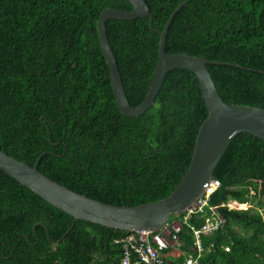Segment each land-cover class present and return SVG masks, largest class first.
<instances>
[{
	"label": "trees",
	"instance_id": "obj_1",
	"mask_svg": "<svg viewBox=\"0 0 264 264\" xmlns=\"http://www.w3.org/2000/svg\"><path fill=\"white\" fill-rule=\"evenodd\" d=\"M145 1L153 27L144 18L106 25L133 107L150 89L159 32L186 0ZM111 8L132 10L127 0H0V147L32 167L41 157L40 173L76 193L136 207L173 193L209 113L196 76L185 70L167 75L146 113H121L97 28ZM166 52L225 63L208 65L224 102L264 110V0H191L176 14ZM214 179L221 187L210 204L226 225L204 238L203 262L264 264V141L236 137ZM231 201L255 207L232 210ZM189 232L180 234L187 245ZM130 234L74 224L0 170V264H122L115 241Z\"/></svg>",
	"mask_w": 264,
	"mask_h": 264
},
{
	"label": "water",
	"instance_id": "obj_2",
	"mask_svg": "<svg viewBox=\"0 0 264 264\" xmlns=\"http://www.w3.org/2000/svg\"><path fill=\"white\" fill-rule=\"evenodd\" d=\"M131 11L106 9L98 21V35L101 50L110 68L111 82L117 105L127 117H139L146 113L155 102L166 76L175 70L193 73L199 82L202 96L208 110V117L201 125L191 164L173 193L158 202L136 207L113 206L80 195L46 177L38 170L41 157L35 166L21 162L6 154L0 147V170L23 187L44 198L59 210L77 220L123 231H156L167 224L172 216L190 209L208 188L214 172L231 142L241 134H250L264 141V110L224 102L219 94L208 65H223L205 57L186 54H169L166 43L169 29L176 14L187 5L176 8L160 31L159 60L151 86L145 100L133 107L126 95L115 55L108 39L107 22L111 19L133 21L153 17L145 0H127Z\"/></svg>",
	"mask_w": 264,
	"mask_h": 264
},
{
	"label": "built area",
	"instance_id": "obj_3",
	"mask_svg": "<svg viewBox=\"0 0 264 264\" xmlns=\"http://www.w3.org/2000/svg\"><path fill=\"white\" fill-rule=\"evenodd\" d=\"M221 182L213 180L206 192L207 198L202 199L184 216L183 222L188 225V222L193 215L202 214L208 206V197L215 194L220 188ZM230 206V205H229ZM211 216L212 223L202 228L192 227L194 235V246L189 248L190 252L197 254V257H190L180 264H203L201 258L203 256L204 247L202 243V236L207 233H213L224 227L226 220L218 213L217 207H212ZM182 230V224L175 221L171 226H165L160 233L154 234L152 232H137L126 237V248L129 257L132 254L131 249L135 252L138 258L135 264H168L167 253L162 254L160 250L163 249H183L186 247L185 243L180 242L179 232ZM131 258V257H130ZM122 264H125L122 262Z\"/></svg>",
	"mask_w": 264,
	"mask_h": 264
},
{
	"label": "clouds",
	"instance_id": "obj_4",
	"mask_svg": "<svg viewBox=\"0 0 264 264\" xmlns=\"http://www.w3.org/2000/svg\"><path fill=\"white\" fill-rule=\"evenodd\" d=\"M213 180H217V179H212L211 180V182L213 181ZM210 182V183H211ZM220 187H221V185H220ZM207 190L208 189H206V191L204 192V195L199 199V200H197V202L195 203V204H193L192 206H191V208L190 209H187L186 211H184V212H182V213H179V214H177V215H175V216H172L171 217V219H170V221L167 223V224H165L162 228H160V229H158V230H156V231H148V230H140V231H134V233H137V232H152V233H154V234H158V233H160V231L165 227V226H171L175 221H177V222H179L178 220H173V218H177V217H181L182 219L184 218V216L189 212V210H191L193 207H195V205H197V203H199V201H201L202 199H205V198H207V194H206V192H207ZM217 192V191H216ZM212 195H214V194H212ZM212 195H210L209 197H208V206H206V208H205V212L204 213H202V214H196V215H193L192 217H191V219L189 220V221H187L188 222V225L187 224H185L184 222L183 223H181V222H179V223H181L182 224V230L179 232V237H180V242L181 243H185V245H186V247L183 249V247L181 248V249H168L169 251L167 252V256H168V254L169 253H172V252H174V253H186V249L187 250H189V248L191 247V246H194V243H195V241H194V235H193V231H192V227H194V228H202V227H204V226H207L209 223H212V221H213V219H212V216H211V209L210 208H212V207H217V210H218V213H219V207L218 206H214V205H211L210 204V198H211V196ZM235 203H238V202H236L235 201ZM239 205H243V204H240V203H238ZM229 205H231V203L229 202L226 206L227 207H230ZM247 205H249V204H247ZM249 207L251 208V206L249 205ZM232 209V208H231ZM232 210H236V209H232ZM220 214V213H219ZM221 215V214H220ZM222 216V215H221ZM195 217H197V218H199V219H202V224L201 225H199V226H197V225H195V224H193L192 223V220L195 218ZM223 217V216H222ZM224 218V217H223ZM225 219V218H224ZM226 220V219H225ZM225 225H226V223H225ZM225 225H224V227H225ZM223 227V228H224ZM185 228H187V229H189L190 230V234L192 235V238H193V243L191 244V245H187V243H186V241H184L182 238H181V233H182V231H184V229ZM223 228H221V229H223ZM221 229H219V230H221ZM213 234V233H212ZM209 235H211V233H207V234H205V235H203L202 236V243H203V241H204V238L205 237H209ZM203 247H204V245H203ZM227 251L229 250V249H226ZM189 252H190V250H189ZM193 253V252H192ZM204 256L205 255H203L202 256V258H201V262L203 263V258H204ZM195 258V257H194ZM186 260V259H185ZM167 262H168V258H167Z\"/></svg>",
	"mask_w": 264,
	"mask_h": 264
},
{
	"label": "bare ground",
	"instance_id": "obj_5",
	"mask_svg": "<svg viewBox=\"0 0 264 264\" xmlns=\"http://www.w3.org/2000/svg\"><path fill=\"white\" fill-rule=\"evenodd\" d=\"M191 0H186L185 2H187V4H188V2H190ZM184 3V2H183ZM180 6V5H179ZM178 6V7H179ZM185 7V6H184ZM183 8V7H182ZM181 8V9H182ZM180 9V10H181ZM109 39V38H108ZM110 43V42H109ZM187 55V54H186ZM118 69H119V66H118ZM119 72H120V70H119ZM120 75H121V73H120ZM111 76V75H110ZM154 76V75H153ZM167 77V76H166ZM121 79H122V76H121ZM153 79V78H152ZM166 79V78H165ZM122 83H123V80H122ZM125 87V86H124ZM163 87V86H162ZM162 89V88H161ZM126 90V89H125ZM161 91V90H160ZM149 92V91H148ZM160 93V92H159ZM127 95V94H126ZM148 95V94H147ZM159 95V94H158ZM147 97V96H146ZM158 97V96H157ZM156 97V98H157ZM145 100V99H144ZM155 101H156V99H155ZM155 103V102H154ZM32 192V191H31ZM74 192V191H73ZM35 194V193H34ZM79 194V193H78ZM37 195V194H36ZM81 195V194H80ZM39 196V195H38ZM85 196V195H84ZM42 198V197H41ZM89 198V197H88ZM44 199V198H43ZM91 199V198H90ZM45 200V199H44ZM46 201V200H45ZM48 202V201H47ZM49 203V202H48ZM50 204V203H49ZM105 204V203H104ZM52 205V204H51ZM108 205V204H107ZM145 205V204H144ZM245 206H247L246 204H244ZM139 206H141V205H139ZM244 206V207H245ZM55 207V206H54ZM56 208V207H55ZM247 208V207H246ZM58 209V208H57ZM61 211V210H60ZM63 212V211H62ZM64 213H66V212H64ZM66 214H68V213H66ZM69 215V214H68ZM77 221H79V220H77ZM76 221V222H77ZM81 221H83V220H81ZM76 222H74V218H73V223L75 224ZM87 222V221H86ZM89 223H91V222H89ZM93 224H95V223H93ZM110 229H113V228H110ZM114 230H118V229H114ZM120 231H123V230H120ZM124 232H126V231H124ZM130 232H132V234L134 233V231H130ZM69 233V231L66 233V234H68ZM66 236V235H65ZM65 236L63 237V239L62 240H64L65 239ZM61 240V241H62ZM60 241V242H61ZM60 242H58V243H55V244H59ZM115 243L117 244V245H122L123 246V249H124V252H123V254H124V256H123V258H122V262H124L125 264H135L133 261H132V259L129 257V255H128V253H127V248H126V237L124 236V237H122V238H120V239H117L116 241H115ZM229 251V250H228Z\"/></svg>",
	"mask_w": 264,
	"mask_h": 264
},
{
	"label": "crops",
	"instance_id": "obj_6",
	"mask_svg": "<svg viewBox=\"0 0 264 264\" xmlns=\"http://www.w3.org/2000/svg\"><path fill=\"white\" fill-rule=\"evenodd\" d=\"M218 231L219 230L213 232V234L209 235V237L214 235V233H216ZM226 249H229V248H226ZM206 252H210V251L204 248L203 255H206L207 254ZM191 254L193 255V257H197L198 253L195 254V253L188 252V251H186V253H180V254L174 253V252L169 253L168 254V264H180V263L184 262L185 259L190 258ZM182 259H183V261H182Z\"/></svg>",
	"mask_w": 264,
	"mask_h": 264
},
{
	"label": "rangeland",
	"instance_id": "obj_7",
	"mask_svg": "<svg viewBox=\"0 0 264 264\" xmlns=\"http://www.w3.org/2000/svg\"><path fill=\"white\" fill-rule=\"evenodd\" d=\"M231 203V205H230V209L232 208V209H236V210H244V209H248V208H250L249 207V205L248 206H245L244 204L243 205H239L238 203H235V201H231L230 202ZM245 206V207H244ZM252 208L253 207H255L254 205H250ZM247 207V208H246ZM173 220L175 221V220H178L179 222H181V223H183V219L181 218V217H177V218H173ZM236 228V227H235ZM237 230H238V228H237ZM241 233L243 234V235H246L247 237H249L250 236V232H247V231H241ZM203 264H208V263H204L203 262Z\"/></svg>",
	"mask_w": 264,
	"mask_h": 264
}]
</instances>
